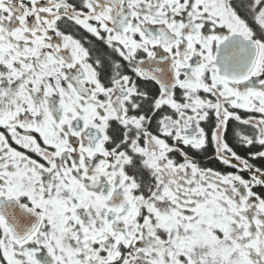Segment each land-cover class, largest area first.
Listing matches in <instances>:
<instances>
[{
    "label": "flooded vegetation",
    "instance_id": "obj_1",
    "mask_svg": "<svg viewBox=\"0 0 264 264\" xmlns=\"http://www.w3.org/2000/svg\"><path fill=\"white\" fill-rule=\"evenodd\" d=\"M0 264H264V0H0Z\"/></svg>",
    "mask_w": 264,
    "mask_h": 264
}]
</instances>
